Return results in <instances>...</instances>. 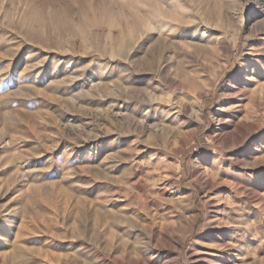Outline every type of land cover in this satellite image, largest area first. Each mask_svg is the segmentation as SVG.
Returning <instances> with one entry per match:
<instances>
[{
	"label": "rangeland",
	"instance_id": "374dc122",
	"mask_svg": "<svg viewBox=\"0 0 264 264\" xmlns=\"http://www.w3.org/2000/svg\"><path fill=\"white\" fill-rule=\"evenodd\" d=\"M0 264H264V0H0Z\"/></svg>",
	"mask_w": 264,
	"mask_h": 264
}]
</instances>
